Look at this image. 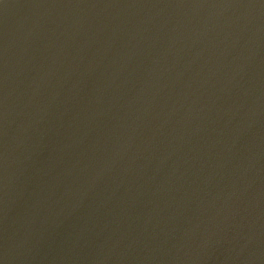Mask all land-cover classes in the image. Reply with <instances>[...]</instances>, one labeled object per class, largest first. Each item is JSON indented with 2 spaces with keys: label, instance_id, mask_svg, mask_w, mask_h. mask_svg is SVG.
Segmentation results:
<instances>
[{
  "label": "water",
  "instance_id": "water-1",
  "mask_svg": "<svg viewBox=\"0 0 264 264\" xmlns=\"http://www.w3.org/2000/svg\"><path fill=\"white\" fill-rule=\"evenodd\" d=\"M0 264H264V0H0Z\"/></svg>",
  "mask_w": 264,
  "mask_h": 264
}]
</instances>
